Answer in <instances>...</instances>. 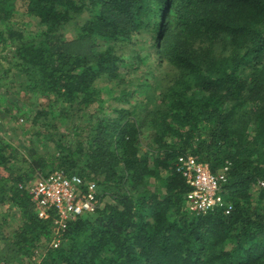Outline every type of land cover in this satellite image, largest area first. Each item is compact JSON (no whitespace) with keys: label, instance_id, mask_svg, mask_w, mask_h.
Here are the masks:
<instances>
[{"label":"trees","instance_id":"1","mask_svg":"<svg viewBox=\"0 0 264 264\" xmlns=\"http://www.w3.org/2000/svg\"><path fill=\"white\" fill-rule=\"evenodd\" d=\"M0 26L5 71L46 102L22 113L40 149L0 137V205L20 220L0 264H264V0H0ZM185 153L229 164L227 213L191 212ZM53 169L99 191L57 248L24 188Z\"/></svg>","mask_w":264,"mask_h":264},{"label":"built area","instance_id":"2","mask_svg":"<svg viewBox=\"0 0 264 264\" xmlns=\"http://www.w3.org/2000/svg\"><path fill=\"white\" fill-rule=\"evenodd\" d=\"M176 170L184 177L190 190L186 195L188 206L194 214H206L218 208L231 206L226 198L229 164L212 173L209 166L189 153L178 155ZM259 185L264 188V182ZM33 210L42 220H51L49 246L57 248L62 241L68 222L85 214L93 213L99 205L98 186L94 180L77 173L53 169L37 174L24 185ZM43 251H36L29 264H42Z\"/></svg>","mask_w":264,"mask_h":264},{"label":"rangeland","instance_id":"3","mask_svg":"<svg viewBox=\"0 0 264 264\" xmlns=\"http://www.w3.org/2000/svg\"><path fill=\"white\" fill-rule=\"evenodd\" d=\"M165 10L166 9L160 13V24H164L166 17ZM12 15V20L18 21L24 25L23 29L25 30V33L28 30L31 31L36 28L35 20L26 15L24 7L19 1L15 2L12 8ZM161 38L162 32L156 34L155 43L158 46ZM157 45L155 49H158ZM8 68L9 66L6 61L0 56V137H5L12 143V145L18 147L19 150L24 151L30 146L40 149L42 144L34 137V135L31 136V134H29L30 131L28 129H30L31 126L25 121L22 113L24 111L35 110L37 107L44 106L46 102L45 100L43 101L42 98L39 100L35 92L29 93L28 89L21 90L20 82L23 81V76L18 74L14 68H11L6 72L5 70ZM102 95L106 96V93L103 92ZM142 142L145 146L146 138L143 139ZM19 223L20 220L16 214V208H10L7 204L5 206L0 205V227L3 230V234L9 236L11 232L17 228ZM6 244L7 239L0 242V253L6 251ZM28 261L24 258L20 261H14L11 264H27L26 262Z\"/></svg>","mask_w":264,"mask_h":264}]
</instances>
